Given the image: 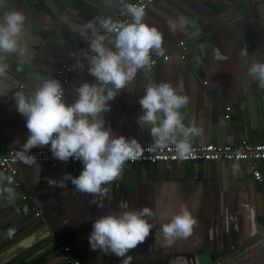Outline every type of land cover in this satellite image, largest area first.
I'll use <instances>...</instances> for the list:
<instances>
[{
  "label": "crops",
  "instance_id": "obj_1",
  "mask_svg": "<svg viewBox=\"0 0 264 264\" xmlns=\"http://www.w3.org/2000/svg\"><path fill=\"white\" fill-rule=\"evenodd\" d=\"M131 0H124L130 3ZM121 0H3L0 20L8 13L25 16L21 40L26 52L5 54L8 79L0 81V149L21 147L29 132L18 113L14 93L31 95L43 81L53 79L60 62L71 59L89 38L81 29L90 20L112 17L120 21ZM146 22L163 34L162 49L153 51L157 62L141 70L136 80L110 101L106 126L116 135L136 137L152 145L147 127L137 123L142 114L139 99L149 82L183 83L189 104L182 109L186 125L195 123L200 135L194 144H238L241 139L264 142V87L249 74L251 63L264 61V0H166L149 7ZM185 21L181 29L179 22ZM170 21L178 27L172 31ZM184 40L185 51L177 47ZM228 58L216 59L214 49ZM247 49L249 55L242 56ZM84 67L73 72L65 98L76 99V88L95 82ZM207 81L204 83V81ZM231 106L230 118L225 108ZM50 146V145H49ZM44 146V147H49ZM40 148V147H37ZM34 149V148H33ZM264 176V161L259 162ZM70 165L17 166V178L0 170V264H72L62 258L50 228L70 246L72 258L82 264H264V193L252 175L249 162H127L120 177L100 195L77 191L70 181L64 188L50 187L65 173L78 176ZM5 188L12 189L11 193ZM26 192L30 201L21 196ZM121 200L133 209L149 207L155 227L146 241L125 257L93 250L89 235L98 216L120 211ZM42 210L36 218L32 205ZM187 205L198 218L193 234L168 243L161 233L166 214ZM102 205V206H100Z\"/></svg>",
  "mask_w": 264,
  "mask_h": 264
},
{
  "label": "clouds",
  "instance_id": "obj_2",
  "mask_svg": "<svg viewBox=\"0 0 264 264\" xmlns=\"http://www.w3.org/2000/svg\"><path fill=\"white\" fill-rule=\"evenodd\" d=\"M121 3V14L130 17L126 22L101 17L98 23L90 20L81 29L86 39L91 30V54L85 52L84 56L95 82L80 84L74 102L65 99L63 86L57 79L43 81L31 95L22 90L14 93L16 109L26 118L29 132L17 153L19 160L29 166L37 165L38 158L32 149L50 145L55 159L76 160L83 165L78 176L65 173L59 181L47 178L50 187L64 188L65 182L70 181L81 193L100 195L105 185L120 177L127 162L140 159L146 150L136 137L114 134L111 126H106L104 114L111 111L110 101L132 84L141 70L152 67V53H161L164 37L157 26L146 22L142 4L124 0ZM25 19L22 13L11 12L0 20V81L8 79L10 69L4 62L5 54L22 56L26 52V46L21 44ZM169 23L175 32L177 23ZM184 26L185 21L181 20L179 27ZM214 55L216 59L228 58L218 48L214 49ZM241 55L248 56L247 49ZM73 67L83 68L84 64L77 61ZM248 71L264 87V61L251 63ZM6 89L7 86L0 89V94ZM144 92L139 99L142 114L137 117V123L149 130L151 150H163L171 144L179 157H186L191 151V138L200 135L202 129L194 122L190 125L184 122L182 109L190 101L183 93V83L149 82ZM0 180L11 183L9 177L0 176ZM4 191L11 193L12 189ZM119 208L120 211L95 218L89 235L93 250L125 257L150 236L155 225L149 220L153 215L149 207L133 209L126 200H121ZM166 216L161 233L168 243L190 237L198 224L197 216L186 204Z\"/></svg>",
  "mask_w": 264,
  "mask_h": 264
},
{
  "label": "built area",
  "instance_id": "obj_3",
  "mask_svg": "<svg viewBox=\"0 0 264 264\" xmlns=\"http://www.w3.org/2000/svg\"><path fill=\"white\" fill-rule=\"evenodd\" d=\"M3 0H0V4ZM166 0H131L130 3H139L145 7L147 11L150 6L163 2ZM130 17L122 16L120 21L126 22ZM89 42L88 40L85 44L79 46L71 59L64 60L59 63L56 67L53 79H57L61 82L63 89H64V96L67 97L69 91V84L71 81V76L73 72L80 69L79 67H73V65L77 64V61H80L82 64L85 63L87 60L84 56L85 52L90 53L89 49ZM177 47L180 50L185 51L187 49L186 42L181 40L177 43ZM159 55L163 57H168L169 52L165 49L161 50ZM157 62L156 58L152 59V65ZM207 81L205 80L204 83ZM230 110L231 106H226L224 117L230 118ZM145 152L144 155L136 160V161H129L131 163H162L168 166L172 165L173 163L177 162H249L250 169L252 175L256 181L261 182L262 190L264 193V176L259 167V162L264 161V142H255L252 143L246 139H241L238 144H216V143H207V144H194L191 143V151L190 153L181 158L177 155L174 145H169L167 148L160 150L157 149L156 151H152L150 146L151 145H144ZM21 147L18 148H11V149H0V170L9 176L14 178V184L16 186H20L21 183L17 178V166L24 164L22 163L17 153ZM32 153L35 154L38 158L37 164H49L53 167L59 166L60 164L70 165L71 168L77 172L82 165L80 161L76 160H69L68 162H62L57 160L53 157L52 152L49 147H40L32 149ZM21 198L24 201H30L31 196L23 192ZM31 209L34 211V215L36 218H42L43 212L40 210L36 205H32ZM46 233L55 238L58 242L56 245L57 249L62 252V258L66 262H71L72 264H82L81 260L72 258L70 254V246L68 244L63 243L60 241V235L56 233L54 230L48 228L46 229ZM214 264H220V262H216Z\"/></svg>",
  "mask_w": 264,
  "mask_h": 264
}]
</instances>
